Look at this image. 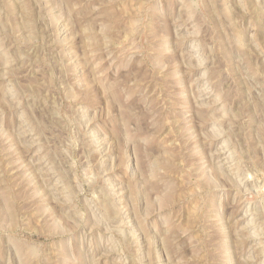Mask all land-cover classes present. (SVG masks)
<instances>
[{
  "label": "rangeland",
  "instance_id": "374dc122",
  "mask_svg": "<svg viewBox=\"0 0 264 264\" xmlns=\"http://www.w3.org/2000/svg\"><path fill=\"white\" fill-rule=\"evenodd\" d=\"M0 264H264V0H0Z\"/></svg>",
  "mask_w": 264,
  "mask_h": 264
}]
</instances>
